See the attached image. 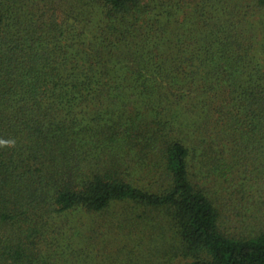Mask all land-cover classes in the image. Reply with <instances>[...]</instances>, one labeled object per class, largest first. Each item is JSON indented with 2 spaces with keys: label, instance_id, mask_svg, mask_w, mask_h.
I'll list each match as a JSON object with an SVG mask.
<instances>
[{
  "label": "trees",
  "instance_id": "1",
  "mask_svg": "<svg viewBox=\"0 0 264 264\" xmlns=\"http://www.w3.org/2000/svg\"><path fill=\"white\" fill-rule=\"evenodd\" d=\"M241 6L0 0V264H264L220 195L242 170L264 192V24Z\"/></svg>",
  "mask_w": 264,
  "mask_h": 264
},
{
  "label": "rangeland",
  "instance_id": "2",
  "mask_svg": "<svg viewBox=\"0 0 264 264\" xmlns=\"http://www.w3.org/2000/svg\"><path fill=\"white\" fill-rule=\"evenodd\" d=\"M235 3H242L241 7H243L244 10L247 9L250 11V14L246 17V20L249 21L247 22L248 24H264V9L258 8L252 0H234V4ZM193 4L194 3L188 6V13L191 12V6H193ZM182 14H184V11ZM244 24L247 25L246 23ZM263 35L264 31L260 29L258 35H256V41L258 40L259 42L263 38ZM248 174L249 171H238L235 174L231 185L230 182L224 184L226 188L224 191H220L223 202V219L226 222V228H229L231 231L237 232L238 234H248L250 232H255L258 228H264V192L263 196H257V194L254 195V193H251V190L248 189L242 193L239 192V187H241L244 178H246ZM229 191H231V193ZM231 197L233 201L230 199ZM72 224H74V222ZM115 237H113L112 234H109L107 240L114 241Z\"/></svg>",
  "mask_w": 264,
  "mask_h": 264
},
{
  "label": "clouds",
  "instance_id": "3",
  "mask_svg": "<svg viewBox=\"0 0 264 264\" xmlns=\"http://www.w3.org/2000/svg\"><path fill=\"white\" fill-rule=\"evenodd\" d=\"M12 143L14 142L10 140H0V146H10Z\"/></svg>",
  "mask_w": 264,
  "mask_h": 264
}]
</instances>
